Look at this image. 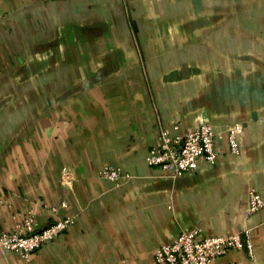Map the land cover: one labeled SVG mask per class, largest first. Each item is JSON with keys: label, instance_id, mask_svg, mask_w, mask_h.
Segmentation results:
<instances>
[{"label": "crops", "instance_id": "crops-1", "mask_svg": "<svg viewBox=\"0 0 264 264\" xmlns=\"http://www.w3.org/2000/svg\"><path fill=\"white\" fill-rule=\"evenodd\" d=\"M175 121H245L241 154L220 138L214 165L159 175L145 158ZM252 187L264 197V0H0V228L74 220L0 264H156L193 227L251 228L253 255L211 264H264Z\"/></svg>", "mask_w": 264, "mask_h": 264}, {"label": "built area", "instance_id": "built-area-1", "mask_svg": "<svg viewBox=\"0 0 264 264\" xmlns=\"http://www.w3.org/2000/svg\"><path fill=\"white\" fill-rule=\"evenodd\" d=\"M246 126L245 121H236L222 131H216L212 124L204 122L197 127L185 128L180 121L160 126L158 142L151 146L146 163L157 169L159 175L179 178L187 172L198 169L201 163L214 165L218 158V140L223 138L234 155L241 154L240 137ZM64 179L68 168L64 167ZM104 178L119 180L123 171L116 166L106 165L101 172ZM65 205V203H63ZM247 213L254 214L264 207V197L258 187L248 191ZM74 222L71 218H58L45 227L37 228L32 214L16 223L10 229L0 228V250L4 253H20L25 259L45 243L57 238ZM201 229L193 227L180 232L172 241L159 245L154 253L156 264H211L232 250H247L254 253L252 229L227 235H204Z\"/></svg>", "mask_w": 264, "mask_h": 264}]
</instances>
